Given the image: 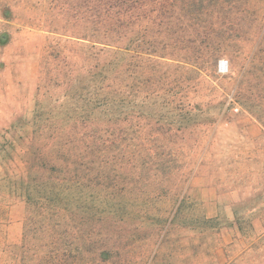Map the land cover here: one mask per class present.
Wrapping results in <instances>:
<instances>
[{"label": "rangeland", "instance_id": "374dc122", "mask_svg": "<svg viewBox=\"0 0 264 264\" xmlns=\"http://www.w3.org/2000/svg\"><path fill=\"white\" fill-rule=\"evenodd\" d=\"M174 4L142 21V52L107 55H123L125 103L84 128L71 78L95 49L75 38L81 0H0V239L14 255L26 216L14 163L72 131L93 168L83 202L106 233L136 236L95 264H264V0ZM137 201L151 203L125 209ZM110 210L128 214L116 225Z\"/></svg>", "mask_w": 264, "mask_h": 264}, {"label": "trees", "instance_id": "16d2710c", "mask_svg": "<svg viewBox=\"0 0 264 264\" xmlns=\"http://www.w3.org/2000/svg\"><path fill=\"white\" fill-rule=\"evenodd\" d=\"M174 5V0H81L75 38L91 43L90 48L95 52L87 57L83 53L85 63L79 75L71 78L75 83L73 89L78 94L79 107L76 108L75 118L79 126L86 128V123L96 116L108 117V108L115 101L125 103L122 90L123 55L115 58L114 62L107 60V55L114 50L142 52L145 35L140 29L142 21L154 24L157 10L170 9ZM189 15L183 17L188 18ZM150 40L148 46L154 52L158 48L154 35L150 36ZM97 45L101 47L96 51ZM76 122L73 123L77 125ZM71 130L75 128L71 127ZM63 134L52 139V144L46 148H34L31 144L21 154L18 163H14L19 175L14 180L11 193L23 194L26 216L17 255L0 239L2 256H5V259L0 256V264L107 262L114 255L118 256V251L127 240L136 237H126L121 232L106 233L98 223V214L92 212L91 203L83 202L87 200L86 193L94 190L92 184L83 182L93 171L90 167L92 162L83 163L86 156L74 148L77 140L70 138L72 131ZM91 147H87L88 154L92 152ZM147 203L151 202L137 201L124 205L125 209L129 205L141 208ZM86 211L91 213L86 218H80ZM150 211L148 209L146 215L150 216L147 214ZM109 212L119 214L116 225L128 214L127 210ZM152 221L150 224L156 230L160 219L154 217ZM165 224H162L160 231ZM138 241L136 238L135 243ZM33 245L36 246L30 247Z\"/></svg>", "mask_w": 264, "mask_h": 264}]
</instances>
